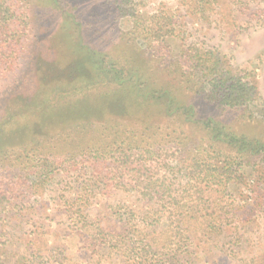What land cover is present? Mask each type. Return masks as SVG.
<instances>
[{"label": "trees", "instance_id": "1", "mask_svg": "<svg viewBox=\"0 0 264 264\" xmlns=\"http://www.w3.org/2000/svg\"><path fill=\"white\" fill-rule=\"evenodd\" d=\"M54 1L69 8L67 10L74 14L77 24H82V7L73 3L69 5L71 0H67L69 4L66 0ZM200 1L206 4L218 3V0ZM34 2L0 0V79L6 71L16 66L20 57L18 54L29 41ZM98 3V8L102 10L104 8L101 5L108 3V8L114 4L112 11H109L110 15H128L131 18L132 29L127 35L134 37L136 43L142 44L145 41L143 46L152 58H158L169 51L168 37L174 33L169 13L157 10L144 17L137 11V5L132 0H98ZM239 4L246 5L242 0H239ZM87 24L93 27L91 21L86 20L84 25ZM94 32H97V28H94ZM136 43L130 46L136 49ZM92 51L97 52L94 49ZM100 52L104 63L103 51ZM196 52L195 55L187 50L181 52L184 58L191 60V64H180L177 69L186 86L191 84L197 94L212 105L213 110H219L222 116L225 111L233 109H242V113H246V110L253 112V103L257 98L256 84L246 74L234 71L218 53ZM75 53L81 55L78 51ZM32 57L23 75V81L28 86L29 82H35L31 74L45 72L42 70L51 67L40 50ZM106 67L114 73L106 69L103 78L116 89H121L117 100H135L134 103L125 104L128 109L122 108L121 112L113 111L116 103L109 95L112 91L92 96L91 104L85 94L80 101L61 100V107L56 106V103L50 105L47 101L48 89L39 79L37 87L41 88L43 94L35 107L41 108L42 112H51L48 109L52 108L54 113H58L59 119L51 122L53 133L61 131L62 134L66 133L65 129L73 130L76 137L74 143L65 145V138H61L63 143L60 149L54 141L57 136L48 134L36 121L32 127L26 126L23 130L21 126L6 129L7 123L1 122L0 212H9L17 208L18 203L37 195L40 183L50 174L60 171L69 174L77 169H87L84 174L94 181H81V186L75 191L76 197L70 203L75 206L78 218L73 224L80 229L89 226V218L84 212L85 207L91 203L88 197L91 194L133 192L139 201L134 208L125 203L111 206L112 220L118 229L104 230L96 224L93 229L97 231L86 236L89 245L93 249L105 247L110 255L118 256L124 263L182 264L181 255L190 252L189 247L193 244L191 238L195 234L210 238L211 235L225 232L228 225L237 228L238 220L233 223V202L240 197L237 185L245 182L242 171L246 167L253 174L256 166H261L260 162L264 163V138L225 130L217 118L201 121L202 133L190 129L186 133L177 129L172 130V133L167 129L160 132L162 122L158 119L146 120L140 108L135 106L139 102L133 94L135 85L131 84L130 89L122 85L127 68L123 66L117 69L112 64ZM56 68L61 69V63ZM21 81L20 78L19 83ZM146 90L139 89L143 95ZM4 91L11 100H20L9 87ZM152 94L159 102V111L166 113L180 108L160 90L152 91ZM117 104L122 107L124 105L119 102ZM22 107H25L24 103ZM262 107L259 118L264 125V103ZM32 112V109L26 107L24 113L15 116L12 121L17 122L20 117H33ZM186 112L184 109L179 113ZM123 114L135 119L136 128H129L119 121ZM94 119L102 124L92 131L89 125ZM177 132L186 137L181 138L175 134ZM11 143L17 145H7ZM45 143H48L47 147L57 149L58 153L53 155L51 150L45 148ZM37 176L42 178L41 181L35 180ZM2 233L0 231V264H6V241L1 240ZM32 255L26 252L16 262L22 260V264H31L35 260ZM238 261V264H264V251H255L250 257H239Z\"/></svg>", "mask_w": 264, "mask_h": 264}, {"label": "rangeland", "instance_id": "2", "mask_svg": "<svg viewBox=\"0 0 264 264\" xmlns=\"http://www.w3.org/2000/svg\"><path fill=\"white\" fill-rule=\"evenodd\" d=\"M132 1L144 17L157 10L172 16L174 33L168 37L170 49L167 53L152 58L143 46L145 41L142 44L133 41L134 37L127 35L132 29L131 18L128 15H110L114 4L106 8L108 3H105L101 5L102 10L98 8V0H71L70 4L67 1L69 5L73 3L82 7V24L78 25L74 14L64 4L54 0H35L29 41L18 54L20 57L16 66L6 71L5 77L0 79V124L5 121L8 125L6 129L21 126L23 130L26 126L32 127L36 121L48 134L57 136L54 141L60 149L63 143L61 138H65V145L74 143L76 137L73 130L65 129L68 135L61 134V131L53 133L51 122L59 119L58 113H54L52 108L48 111L53 113L42 112L41 108L35 107L43 94L41 88L37 87L39 79L48 89L47 101L50 105L56 103L61 107V100L80 101L85 94L91 104L92 96L112 91L109 95L116 103L113 111L121 112L122 108L128 109L125 104L134 103L135 100H117L120 87L116 89L102 76L106 69L114 73L106 67L112 64L117 69L123 66L128 69L125 70L122 85L127 86L126 89H130L131 84L135 85L133 94L139 101L135 106L140 108L146 120L158 119L162 122L160 132L167 129L172 133L177 129L186 133L190 129L202 133L201 121L217 118L225 130L264 138V125L259 118L264 103V0H242L246 5L239 4V0H218L216 4H206L200 0ZM86 20L93 23L91 29L88 27L91 23L84 25ZM94 28H97V32H94ZM131 43H136L137 48L133 49ZM92 49L97 52L94 53ZM37 50L41 51L51 67L42 70L45 72L31 74L35 82H29L28 86L23 81V75L32 54L34 57ZM100 50L106 60L104 63ZM182 50L193 55L196 51L218 53L234 71L246 74L256 84L257 98L253 103V112L246 110V113H242V109H233L225 111L222 116L219 110H213L212 105L198 95L191 84L186 86L177 71L180 64H191V60L181 55ZM60 63L61 69L56 68ZM44 75L46 77L42 78ZM20 78L22 81L19 83ZM6 87L16 93L20 100H11L4 91ZM141 88L147 89L145 95L139 91ZM158 90L173 99L180 108L166 113L159 111V102L155 99L159 92L155 96L152 94V91ZM116 100L124 104L123 107ZM22 103L25 104L24 108H21ZM26 107L33 110V117H20L17 122L12 121L15 116L23 114ZM184 109L187 112L180 114ZM119 119L129 128H136L137 122L128 114H123ZM99 124L102 122L94 119L89 128L93 131ZM175 134L186 137L180 132ZM45 144L53 155L58 153L57 149ZM260 165L252 171L253 174H250L249 167L242 171L245 182L237 185L240 197L233 202V223L238 220L237 228L228 225L225 232L211 235L210 238L195 234L191 238L193 244L189 247L190 252L181 255L182 264H238L239 257H250L255 251H264V163L260 162ZM85 171L87 169H77L69 174L61 171L50 174L40 183L37 195L18 203L17 208L9 212H0L1 240L5 239L7 249L6 264H22V260L16 262V259L26 252L33 254L35 260L31 264H130L121 262L116 255H110L105 247L93 249L86 236L97 231L93 229L96 224L104 230L118 229L110 207L117 203L137 207V195L123 191L89 195L91 203L84 212L89 218V226L80 229L73 224L78 218L75 206L70 203L76 197L75 191L81 186V181H94L84 174ZM40 179L38 176L35 178L37 181ZM228 202L231 201L228 199Z\"/></svg>", "mask_w": 264, "mask_h": 264}]
</instances>
